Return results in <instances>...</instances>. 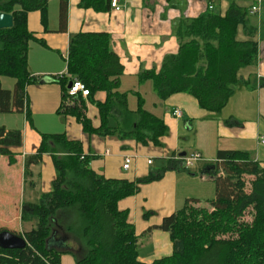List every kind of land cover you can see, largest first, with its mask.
<instances>
[{"label":"trees","instance_id":"obj_1","mask_svg":"<svg viewBox=\"0 0 264 264\" xmlns=\"http://www.w3.org/2000/svg\"><path fill=\"white\" fill-rule=\"evenodd\" d=\"M47 1L0 2V12L10 13L13 21L10 28L0 29V77L14 79L12 89L0 83V113H24L29 122L25 86L38 80L27 68L28 43L35 37L27 29L26 15L32 10L44 12ZM81 5L95 10L110 7L109 0H81ZM247 9L230 1L223 14L212 10L179 19L174 27L177 52L166 55L157 71L141 72L138 78L151 80L160 101L185 93L201 109L218 114L233 95L241 69L257 60L256 27ZM66 10V0H59L61 29L65 28ZM122 74L123 65L106 32H77L69 35L66 76L48 81L61 84L60 111L73 116L85 133L115 135L142 146L160 145L167 126L161 117L144 108V98L138 92L135 109L128 108V94L119 90ZM73 79L85 85V99L67 94V84ZM100 93L104 94L101 101L95 99ZM67 97L73 104H66ZM87 102L96 107V125L87 116ZM40 136L37 151L25 157V167L48 153L55 177L50 190L22 211L23 220L36 215V227L22 235L13 232L24 238L25 247L0 248V264H59L62 253L71 254L76 264H264V168L247 152H216L215 161L204 168L212 178L214 196L185 199L180 209L164 217L156 228L169 234L172 253L144 263L138 259V236L127 219L128 212L120 210L117 203L133 195L140 183L158 179L160 173L138 180L107 178L90 168V157L83 153L79 140L64 133ZM21 141L20 130L0 127V155L9 162L13 161L12 149ZM176 161V166H182ZM245 176L252 177L248 192ZM201 202L208 209L194 206ZM246 211L250 221L244 220ZM67 239L79 244L76 251L66 245ZM59 241L66 246L57 248Z\"/></svg>","mask_w":264,"mask_h":264},{"label":"crops","instance_id":"obj_2","mask_svg":"<svg viewBox=\"0 0 264 264\" xmlns=\"http://www.w3.org/2000/svg\"><path fill=\"white\" fill-rule=\"evenodd\" d=\"M230 1L245 5L247 10L254 3L253 0H119L121 9L115 11L110 7L95 10L82 6L81 0H66L64 29L59 23V0H48L44 12L32 10L27 13V29L35 37L28 43L27 68L38 80L25 86L31 122L27 121L24 113H5L0 118V127L21 132V145L12 149L13 161L9 162L6 156L0 155V161H6L8 165L5 167L9 171L14 169L19 176L18 202L13 192L12 203L20 209L21 223L29 222L21 218L23 209L27 204L38 202L41 194L50 190L55 177V168L48 153H43L38 163L26 167L24 164L25 157L37 151L41 133H64L70 139L79 140L83 153L90 157V168L104 177L138 180L160 173L158 179L140 183L133 195L117 203L120 210L128 212L127 219L138 236V259L144 263L172 253L169 234L156 228L164 217L180 209L185 199L212 198L214 184L204 168L215 161L218 150L245 151L264 168V143L260 142L264 140V3L259 13H248L250 22L256 27V63L241 69L240 81L225 107L218 114L209 113L185 93L173 94L164 101L157 99L152 103V113L161 117L167 126V133L160 138L158 146H142L134 140L120 139L115 135L103 137L85 133L73 116L60 111L64 93L61 84L48 81L50 77L66 76L70 34L106 32L111 49L123 65L119 90L128 94V108L135 109V93L138 92L144 98L146 109L144 95L133 85L132 89L123 88L124 82L129 80L128 77L137 83V87L151 82L140 80L138 76L147 70L157 71L166 55L177 52L174 27L179 19L197 17L212 10L223 14ZM42 79L43 82L40 81ZM129 90L135 97L133 107L129 104ZM103 98L102 93L95 97L99 101ZM175 107L182 110L180 118L171 115ZM86 108L87 116L96 125V107L87 102ZM205 133L208 134L206 138ZM106 150L109 153L105 155ZM194 151L200 154V159L194 162L195 166H191L193 168L186 175L178 170L175 156ZM128 155L134 157L133 163L128 171H123L121 163ZM149 158L152 162L147 164ZM11 176L12 172H9L8 180ZM61 213L59 216L63 215ZM32 227L31 224L27 229L23 228V232ZM66 245L72 251L79 246L73 239H67ZM59 264L76 262L71 254L62 253Z\"/></svg>","mask_w":264,"mask_h":264},{"label":"rangeland","instance_id":"obj_3","mask_svg":"<svg viewBox=\"0 0 264 264\" xmlns=\"http://www.w3.org/2000/svg\"><path fill=\"white\" fill-rule=\"evenodd\" d=\"M1 1H5V0H0ZM129 80L124 82V85L122 86L123 88L125 86L130 87L129 89H132V86L134 87V89L139 90L145 97L146 99V104L145 107L146 109H148L149 111L152 112V103L157 101V97L155 95V92L153 90L152 87V83L150 81H147L145 83H143L140 87H137V83L134 81H132L130 79V77H128ZM0 82L2 84L3 88L6 89H12L13 84H14V79L12 77L9 76H1L0 77ZM242 93L240 92V95ZM238 95V96H240ZM236 98V97H235ZM135 97L130 93L129 90V104L130 106H134L136 102H134ZM66 104H73V101L71 100V98H66ZM226 110V109H225ZM3 114L5 113H0V118H2V116H4ZM14 116V115H13ZM16 120V119H15ZM208 136L207 133H205V138ZM211 138V137H208ZM210 145V144H209ZM6 161H0V230L1 229H6L8 231L11 232H15L19 235H22L23 233V228L27 229L26 227L32 224L33 227H36L37 224V217L36 215H28L26 221H29L28 224L27 223H21V221L19 220V208L18 206H14L13 205V196L14 194H12L13 192H15V197H16V202H18V195L20 194V183L18 182L19 176H17V174L13 171L14 169H12L11 171H9L5 166ZM13 166H17V165H13ZM195 166V164L193 165ZM193 167H190L188 169L186 168H182L179 166L178 170L180 172H184V174L188 175L190 172V170ZM9 172H12V176L11 178H9L8 180V175ZM245 181H246V186H245V190L248 192L250 189V184L249 181L252 179V177L250 176H245ZM211 195V194H209ZM214 194L210 197H213ZM197 209L199 208H206L208 209L207 205L204 204L203 202L199 203V204H195L194 205ZM244 220L246 221H250L251 220V216L250 214L246 211L245 216H244ZM23 224V225H22ZM30 228V229H32ZM28 229V231L30 230ZM27 231V230H25Z\"/></svg>","mask_w":264,"mask_h":264},{"label":"built area","instance_id":"obj_4","mask_svg":"<svg viewBox=\"0 0 264 264\" xmlns=\"http://www.w3.org/2000/svg\"><path fill=\"white\" fill-rule=\"evenodd\" d=\"M209 1H213V0H209ZM253 2L254 3L251 5L250 9L248 10V13L250 14L259 13L261 5L264 3V0H253ZM109 5H110V8H112L115 11H118L121 9L119 5V0H109ZM208 8L211 9L212 5L209 4ZM66 92L70 97L80 95L82 98H85L88 95L85 85L77 79L71 80V86L67 88ZM171 115L174 118H180L182 116V110L178 107H175L171 110ZM260 142L264 143V140L261 139ZM108 153H109L108 150L104 152L105 155ZM133 159H134L133 156H130V155L125 156L121 163V169L123 171H128L131 168ZM175 159L180 161V164L182 165L183 168L188 169L191 166H193L195 161L200 159V154L194 151V152H191L190 154H185L183 157L176 155ZM146 162L147 164H150L152 162L151 158L147 159Z\"/></svg>","mask_w":264,"mask_h":264},{"label":"water","instance_id":"obj_5","mask_svg":"<svg viewBox=\"0 0 264 264\" xmlns=\"http://www.w3.org/2000/svg\"><path fill=\"white\" fill-rule=\"evenodd\" d=\"M13 25L12 15L6 12H0V29L10 28ZM43 82L44 80H40ZM71 86V81L68 82L67 88ZM185 155L184 152L179 154V156L183 157ZM53 242V240H52ZM58 242V241H54ZM26 242L22 236H18L17 234L3 230L0 232V248L2 249H21L25 247ZM64 245L63 241H59L56 244L57 248L62 247ZM66 246V245H64ZM71 249V248H70Z\"/></svg>","mask_w":264,"mask_h":264}]
</instances>
